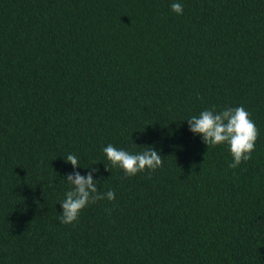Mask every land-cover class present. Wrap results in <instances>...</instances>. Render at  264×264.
I'll use <instances>...</instances> for the list:
<instances>
[{"label": "trees", "instance_id": "trees-1", "mask_svg": "<svg viewBox=\"0 0 264 264\" xmlns=\"http://www.w3.org/2000/svg\"><path fill=\"white\" fill-rule=\"evenodd\" d=\"M213 106L258 129L237 168L188 129ZM89 167L115 200L62 224ZM0 264H264V0H0Z\"/></svg>", "mask_w": 264, "mask_h": 264}, {"label": "clouds", "instance_id": "clouds-1", "mask_svg": "<svg viewBox=\"0 0 264 264\" xmlns=\"http://www.w3.org/2000/svg\"><path fill=\"white\" fill-rule=\"evenodd\" d=\"M170 7L171 11L177 15L183 13V6L178 2L172 3ZM187 124L189 131L199 134L207 147L228 145L233 158L228 165L229 168H237L242 162H247L252 158L259 132L250 118V113L243 106L227 107L219 112L214 106L206 108L198 116L188 118ZM103 153L111 166L122 169L126 177L134 176L145 170H150V175L163 164L162 157L151 147L141 153L131 154L108 144L103 148ZM64 160L70 163L73 169L80 167L75 154H68ZM94 163L97 162L92 164ZM105 168L108 170L106 166ZM98 171V168L89 167L85 175H81L78 171L66 174V180L72 187L65 193V198L59 202L62 208L58 217L60 223L72 224L78 219L82 209L91 203L104 199L115 200L113 190H108L106 193L98 191L97 180L93 178V173Z\"/></svg>", "mask_w": 264, "mask_h": 264}]
</instances>
